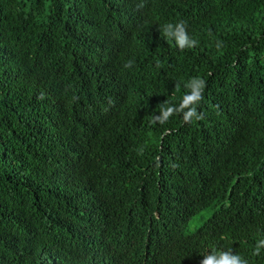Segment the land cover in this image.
<instances>
[{
    "label": "trees",
    "instance_id": "obj_1",
    "mask_svg": "<svg viewBox=\"0 0 264 264\" xmlns=\"http://www.w3.org/2000/svg\"><path fill=\"white\" fill-rule=\"evenodd\" d=\"M138 2L0 0V264L88 226L95 264H264V0ZM178 21L196 46L163 37ZM193 77L205 118L151 124Z\"/></svg>",
    "mask_w": 264,
    "mask_h": 264
},
{
    "label": "clouds",
    "instance_id": "obj_2",
    "mask_svg": "<svg viewBox=\"0 0 264 264\" xmlns=\"http://www.w3.org/2000/svg\"><path fill=\"white\" fill-rule=\"evenodd\" d=\"M145 5L146 0H139L135 6L136 10H142ZM159 31L163 34V37L166 40H173L179 50L192 48L198 43V41L188 35L187 25L184 21L166 23L162 28H159ZM220 47L221 43L217 42V48ZM133 63L134 60H128L125 62L124 67L130 68ZM176 87L179 88L180 84L177 83ZM184 87L188 89V91L180 99L179 103L173 104L165 101V103L160 106L159 114L154 115L151 119V124L155 125L159 123L160 125H163L174 115H181L185 123H191L193 122V119L199 121L205 118L203 112H198L197 106L204 98L206 81L200 77H193L184 82ZM175 166L176 165H173V167ZM94 238L95 231L92 227L88 226L86 232L77 239L72 245V248L58 245L56 243L53 244L52 248H43L40 252L41 264H79L80 262L82 264H87L92 262L95 260L91 254ZM82 249H87L85 253L92 255V257L78 252ZM262 249H264V239H260L256 242V245L252 250V255L259 256ZM96 253H98V250ZM202 256L203 258L200 261V264H249L247 259L231 249L223 250L213 248Z\"/></svg>",
    "mask_w": 264,
    "mask_h": 264
},
{
    "label": "bare ground",
    "instance_id": "obj_3",
    "mask_svg": "<svg viewBox=\"0 0 264 264\" xmlns=\"http://www.w3.org/2000/svg\"><path fill=\"white\" fill-rule=\"evenodd\" d=\"M149 82H150V81H149ZM153 82H154V81H152V85L154 84ZM146 83H147V81H146ZM141 84H142V83H141ZM141 88H142V87H141ZM147 88H148V87H147ZM145 89H146V88H145ZM142 99H143V98H142ZM133 100H135V98H134ZM136 100H137V99H136ZM146 101H147V100H146ZM148 103H149V102H148ZM68 169H69V168H68ZM71 170H72V169H71ZM198 192H200V191H198ZM197 194H198V193H197ZM216 205H217V204H216ZM212 207H213V206H212ZM219 207H220V206H218L217 208L219 209ZM216 210H217V209H216ZM213 212H214V211H213ZM213 212H212V213H213ZM212 213H211V214H212ZM234 216H235V215H234ZM234 216H233V217H234ZM188 225H189V224H188ZM231 225H232V223H231ZM226 226H227V225H226ZM228 226H229V225H228ZM197 227H198V226H197ZM194 228H196V227H194ZM210 229H211V228H210ZM229 229H230V228H229ZM238 230H239V229H238ZM216 231H217V230H216ZM222 231H223V230H222ZM230 231H231V229H230ZM236 231H237V230H236ZM188 232H189V231H188ZM197 232H198V231H197ZM112 233H113V232H112ZM118 233H120V232L118 231ZM186 233H187V232L185 231V234H186ZM194 233H195V232H194ZM237 233H239V232H237ZM196 234H197V233H196ZM120 235H121V234H120ZM122 235H123V234H122ZM131 236H132V235H131ZM131 236H128V237L130 238ZM135 236H136V235H135ZM189 236H190V235H189ZM194 236H195V235H194ZM196 236L198 237V235H196ZM95 237H96V236H95ZM115 237H116V236H115ZM119 237H120V236H119ZM121 237H122V236H121ZM128 237H127V238H128ZM186 237H187V235H186ZM199 237H200V236H199ZM199 237H198V238H199ZM243 237H244V236H243ZM136 238H138V236H137ZM122 239H123V238H122ZM140 239H142V236H141ZM140 239L138 238V240H140ZM241 239H242V238H241ZM244 239H245V237H244ZM251 239H252V238H251ZM254 239H255V238H254ZM133 240H135V239L133 238ZM133 240H132V241H133ZM138 240H137V241H138ZM246 240H247V239H246ZM142 241H143V240H142ZM142 241H141V242H142ZM187 241H188V239L186 240V243H187ZM189 241H190V240H189ZM73 242H74V241H73ZM120 242H121V241H120ZM122 242H125V241H122ZM128 242H129V241H126V243H128ZM248 242H249V241H248ZM115 243H116V242H115ZM129 243H130V242H129ZM196 243H197V240H196ZM198 243H199V242H198ZM242 243H245V242H242ZM252 243H253V242H252ZM123 244H124V243H123ZM146 244H147V243H146ZM190 244H191V243H190ZM199 244H200V243H199ZM199 244H198V245H199ZM71 245H72V244H71ZM132 245H133V244H132ZM143 245H144V244H143ZM231 245H232V243H231ZM237 245H238V244H237ZM242 245H243V244H242ZM244 245H247V243L244 244ZM244 245H243V246H244ZM250 245H251V242H250ZM250 245H249V248H250ZM96 246H97V245H96ZM96 246H95L94 248H96ZM117 246H119V245H117ZM145 246H146V245H145ZM191 246H192V244L190 245L189 249H191ZM224 246H225V245H223V247H224ZM251 246H252V245H251ZM70 247H71V246H70ZM70 247H68V248H70ZM125 247H129V245H128V246H125ZM131 247H132V246H131ZM142 247H144V246H142ZM226 247H227V246H226ZM71 248H72V247H71ZM123 248H124V246H123ZM245 248H246V247H245ZM92 249H93V248H92ZM125 249L127 250V248H125ZM180 249H181V248H180ZM180 249H179V250H180ZM247 249H248V248H247ZM94 250H95V249H94ZM116 250H117V249H116ZM116 250H115V251H116ZM143 250H144V249H143ZM181 250H182V249H181ZM111 251H112V250H111ZM124 251H125V250H124ZM240 251H241V250H240ZM237 252H238V251H237ZM111 253H112V252H111ZM196 253H197V252H196ZM196 253H195V254H196ZM107 254H108V253H107ZM130 254H131V252H130ZM132 254H133V253H132ZM97 255H98V254H97ZM104 255H105V253H104ZM111 255H112V254H111ZM111 255H109V256H111ZM143 255H144V254H143ZM240 255H241V254H240ZM105 256L107 257V255H105ZM103 257H104V256H103ZM95 258H96V256H95ZM109 258H110V257H109ZM111 258H112V257H111ZM129 258H130V257H129ZM183 258H185V257H183ZM103 259H104V261H105V257H104ZM97 260H99V259L97 258ZM101 260H102V258H101ZM176 260H177V259H176ZM94 261H95V260H94ZM102 261H103V260H102ZM109 261H110V260H109ZM111 261H112V260H111ZM136 262H138V261H136ZM91 263H93V262H90V264H91ZM98 263L100 264L101 262H98ZM102 263H103V262H102ZM93 264H95V263H93ZM109 264H111V263H109ZM198 264H199V263H198Z\"/></svg>",
    "mask_w": 264,
    "mask_h": 264
},
{
    "label": "rangeland",
    "instance_id": "obj_4",
    "mask_svg": "<svg viewBox=\"0 0 264 264\" xmlns=\"http://www.w3.org/2000/svg\"><path fill=\"white\" fill-rule=\"evenodd\" d=\"M210 213L208 211H204L198 215H196L189 223L187 230L188 231H193L199 227L202 222L209 217ZM196 227V228H194Z\"/></svg>",
    "mask_w": 264,
    "mask_h": 264
}]
</instances>
